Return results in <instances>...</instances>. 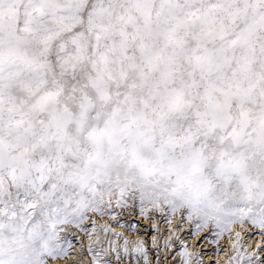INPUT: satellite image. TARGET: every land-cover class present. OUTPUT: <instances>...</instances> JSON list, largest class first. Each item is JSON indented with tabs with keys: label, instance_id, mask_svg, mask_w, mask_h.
<instances>
[{
	"label": "snow or ice",
	"instance_id": "6c2138e0",
	"mask_svg": "<svg viewBox=\"0 0 264 264\" xmlns=\"http://www.w3.org/2000/svg\"><path fill=\"white\" fill-rule=\"evenodd\" d=\"M125 210L137 264H203L189 225L259 229L226 264L264 260V0H0V264H56L73 227L110 264L95 217Z\"/></svg>",
	"mask_w": 264,
	"mask_h": 264
},
{
	"label": "rangeland",
	"instance_id": "374dc122",
	"mask_svg": "<svg viewBox=\"0 0 264 264\" xmlns=\"http://www.w3.org/2000/svg\"><path fill=\"white\" fill-rule=\"evenodd\" d=\"M95 219L98 221L100 225L108 224L111 228L115 229L117 233V229H122L125 232V236L128 240H137L140 237H145L146 240L150 241V237L152 232L149 230L150 221H145L141 216H139L138 212L135 215H130L127 210L124 211V214L118 217L119 223L116 220H112L109 217L105 216L103 218L97 216ZM136 225V230H133L129 225ZM86 226L91 232V223L86 222ZM240 226H235L233 230V238L230 239L227 234L223 237L219 238V244L214 241L217 239L215 235L214 229H208L204 232L200 233L199 236L192 235L191 233L194 231V226L189 225L188 227L182 228L180 235L183 239L189 242V249L193 252H199L202 257L203 264H215L216 257L219 252H221V248L228 249L230 255L232 252V241L236 239L235 231ZM99 232V229H98ZM70 239L73 241V248L70 254L67 257L58 258L56 264H78V262H82V255L86 256L85 264H92V254L88 252V244L89 239L87 234L81 232L79 229L72 228V230L67 233ZM101 238L104 240L103 246L101 247L102 254L101 260H108L110 264H137L136 256L137 254L134 252H129L127 255L123 252V238L117 243L116 246L109 247L108 240L114 241V238H118L117 235L113 233H101ZM204 239V240H203ZM208 240V241H207ZM207 241L209 247L203 245V242ZM261 241V233L259 229L251 228L250 225L246 226L243 230H241V243L247 247L249 251L260 252L261 249L255 248V245ZM81 242L83 247L81 246ZM192 245V246H190ZM223 245V246H222ZM151 248V244L148 245ZM130 248V247H129ZM97 249V248H96ZM107 249V255H104V250ZM115 249V250H113ZM131 249V248H130ZM98 251V250H97ZM116 251H119L121 254V258H116ZM229 255V256H230ZM150 258H152L150 254ZM228 259V258H227ZM227 259L224 264H226ZM140 264H143L141 259ZM261 264H264V260H262Z\"/></svg>",
	"mask_w": 264,
	"mask_h": 264
},
{
	"label": "bare ground",
	"instance_id": "6f19581e",
	"mask_svg": "<svg viewBox=\"0 0 264 264\" xmlns=\"http://www.w3.org/2000/svg\"><path fill=\"white\" fill-rule=\"evenodd\" d=\"M237 230H240L241 231V228H237ZM117 233H122V235H120V236H118V238H114V241H113V245L112 246H116L117 245V243L123 238V240H124V238L126 237L125 235V232H124V230H122V229H117ZM234 236L232 235V237L230 238V239H232ZM144 239H145V237H143ZM204 240V239H203ZM129 241V247L130 248H132V247H134V242H135V240L133 239L132 241L131 240H128ZM208 241V240H207ZM207 241H204L203 242V245H205L206 247H209V244L207 243ZM188 244H190L189 242H188ZM103 246V244H97L96 245V248H97V250L98 251H100L101 252V254H102V250H101V247ZM190 246H192V245H190ZM223 246V245H222ZM229 255H230V252H228V249L226 248V249H223V248H221V252H219L218 253V255H217V257H216V261L218 262V264H224V262H225V260L229 257ZM87 257L86 256H84V255H82V264H85V259H86ZM228 260V259H227Z\"/></svg>",
	"mask_w": 264,
	"mask_h": 264
}]
</instances>
